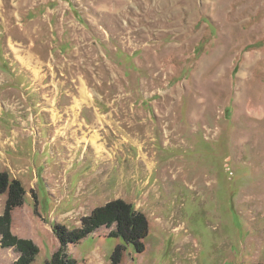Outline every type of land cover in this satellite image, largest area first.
<instances>
[{
	"label": "rangeland",
	"instance_id": "obj_1",
	"mask_svg": "<svg viewBox=\"0 0 264 264\" xmlns=\"http://www.w3.org/2000/svg\"><path fill=\"white\" fill-rule=\"evenodd\" d=\"M0 164L29 187L11 229L39 249L32 264L60 247L55 223L78 228L80 206L115 199L147 218L144 251L103 225L64 254L110 264L120 244L119 264L264 263V0H0ZM47 165L87 168L83 184L96 170L108 193L74 203L56 174L58 201ZM19 256L0 246V264Z\"/></svg>",
	"mask_w": 264,
	"mask_h": 264
},
{
	"label": "trees",
	"instance_id": "obj_2",
	"mask_svg": "<svg viewBox=\"0 0 264 264\" xmlns=\"http://www.w3.org/2000/svg\"><path fill=\"white\" fill-rule=\"evenodd\" d=\"M25 189L22 183L15 178H10L7 172H0V195L6 194L5 208L0 215V246L13 247L20 252L17 264H32L38 248L29 239L16 236L11 231V213L13 209L24 202ZM114 226L110 236L121 237L130 243L137 253L145 249L144 239L148 235L149 225L145 215L134 208L131 203L123 199H115L102 206L94 208L89 214L81 218V226L68 228L63 224L55 223V233L60 247L52 254L46 264H78L74 259L64 254L70 244H75L100 226ZM124 247L117 245L111 254L110 264H119ZM254 264H264L256 262Z\"/></svg>",
	"mask_w": 264,
	"mask_h": 264
},
{
	"label": "crops",
	"instance_id": "obj_3",
	"mask_svg": "<svg viewBox=\"0 0 264 264\" xmlns=\"http://www.w3.org/2000/svg\"><path fill=\"white\" fill-rule=\"evenodd\" d=\"M32 123H34V122H32ZM41 153H43V152H41ZM41 153L39 154V156H42ZM17 158H19V157H17ZM45 159H46V157H45ZM30 160L31 159H29V161ZM24 162H25L24 160L19 159L18 164H23ZM96 163H97V161H95V163L93 165H97ZM29 167L30 166H27V170H24V172H22V174H25L26 172H28V174H29ZM0 168H3L1 166V164H0ZM86 169L84 168L83 170H80V168L77 167L76 169H73V170H70L69 171L68 169L64 168V171H63L62 170V167H60L55 172H51L49 166L47 165V167L45 169H43V171H41V173L43 172L42 178L44 179V183L47 185V188H48L51 196H53L54 194L57 195V197L54 198V199H56L58 201H61L65 197L60 192L61 184L55 182V177L57 176L56 174H59L58 176L60 178H62L63 180H65L66 186L68 187L66 191L69 193L72 189L74 190V193H75L74 196L77 197V199L74 201V203H77V201L80 200L79 198H84L87 201H89L87 203V205L88 204H91L92 206H95L96 200L98 198L104 197L108 192L105 193V195H104V194H101V193H99L97 191L96 183H97L98 175L96 173V170H93L92 171V173H94V174L91 177H90L91 173L88 175V177H86L85 180L88 179V182L85 183V184H83V178L87 175ZM78 170H80V172ZM112 172H113V170H109V174H108L107 171L104 172V175L102 176L101 179L103 181H105V182L109 179V182H111L113 180V178H112ZM41 173H39L38 170H37V175H36L35 174V171L33 169L30 171V175H29V178H28V181H30V186H33L34 188H36V184L40 180V174ZM68 176H69V181L66 180ZM20 179H21V177H20ZM22 184H23V187L26 190L25 196L28 197V195H29L28 188L29 187L27 185H24L25 183H24L23 180H22ZM56 185H58V186H56ZM27 190H28V195H27ZM52 193H53V195H52ZM66 196H68V194ZM24 201H25V199H24ZM78 203H80V202H78ZM80 205H81V203H80ZM23 207L25 209L27 208L23 204L22 206H17V207H15L13 209V211H12V220L14 219V212L16 211V209L23 208ZM91 208L90 207H86V206H80V211H77V214H79V213L89 214L91 212V210H92ZM1 209H2V206L0 205V213H1ZM58 221H60V220H57L56 222H58ZM75 223H77V220L75 221ZM47 227H49L50 230H51L50 225H47ZM112 227H114V226H112ZM11 231L13 233H15L16 235H18V236L25 237V235L19 234L17 231H14L13 227H12ZM96 232H98V230ZM91 235H92V233L90 235H88V236H91ZM75 245L76 244H70L67 248H71L72 246H75Z\"/></svg>",
	"mask_w": 264,
	"mask_h": 264
}]
</instances>
